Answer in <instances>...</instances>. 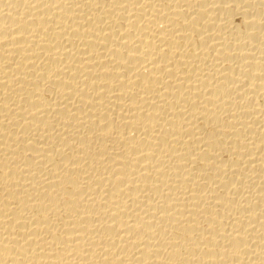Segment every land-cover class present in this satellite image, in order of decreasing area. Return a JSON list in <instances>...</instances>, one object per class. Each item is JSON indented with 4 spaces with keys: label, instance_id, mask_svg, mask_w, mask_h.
I'll return each instance as SVG.
<instances>
[{
    "label": "bare ground",
    "instance_id": "6f19581e",
    "mask_svg": "<svg viewBox=\"0 0 264 264\" xmlns=\"http://www.w3.org/2000/svg\"><path fill=\"white\" fill-rule=\"evenodd\" d=\"M0 264H264V0H0Z\"/></svg>",
    "mask_w": 264,
    "mask_h": 264
}]
</instances>
